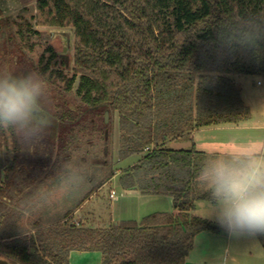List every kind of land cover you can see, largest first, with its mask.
Returning a JSON list of instances; mask_svg holds the SVG:
<instances>
[{
  "label": "trees",
  "instance_id": "obj_1",
  "mask_svg": "<svg viewBox=\"0 0 264 264\" xmlns=\"http://www.w3.org/2000/svg\"><path fill=\"white\" fill-rule=\"evenodd\" d=\"M32 20L16 31L2 25L5 47H15L16 61L33 66L60 96L73 90L76 102L55 103L53 96L50 123L31 142L0 129V254L18 264H69L71 251L96 250L101 264H185L198 233L227 235L192 214L196 201L210 199L196 180L210 153L171 142L251 119L235 76L264 79V38L242 45L264 35V0H36ZM33 25L72 30L71 73L64 62L56 67L62 62L51 47L38 66L25 60L19 42L41 37ZM105 112L117 118V162L135 158L120 171V186L170 195L173 209L100 226L65 220L115 175L102 150L103 162L88 172L73 206L48 223L34 221V232L21 227L39 204L34 194L70 159L78 139L101 133L108 145ZM256 238L264 250V235Z\"/></svg>",
  "mask_w": 264,
  "mask_h": 264
},
{
  "label": "clouds",
  "instance_id": "obj_2",
  "mask_svg": "<svg viewBox=\"0 0 264 264\" xmlns=\"http://www.w3.org/2000/svg\"><path fill=\"white\" fill-rule=\"evenodd\" d=\"M264 38L259 32L242 45ZM235 43L239 44V41ZM48 84L35 71L0 68V129L24 142L38 139L49 125ZM86 162L65 160L34 194L41 207L75 197L88 184ZM196 180L210 194L204 217H214L230 235H264V159L243 153L210 154Z\"/></svg>",
  "mask_w": 264,
  "mask_h": 264
},
{
  "label": "rangeland",
  "instance_id": "obj_3",
  "mask_svg": "<svg viewBox=\"0 0 264 264\" xmlns=\"http://www.w3.org/2000/svg\"><path fill=\"white\" fill-rule=\"evenodd\" d=\"M35 1L36 0H0V21L3 20V24L0 25V28L2 25L4 26L7 24L9 25L8 27L10 29L16 31L18 29V27L16 26L17 23L23 21H29L33 23L32 16L35 14ZM9 28L7 29L4 28V29L5 31H8L10 30ZM33 28L41 32L40 38L32 35L30 36L27 44L21 42L17 38L18 42L20 41L19 44L20 45L22 44L21 46L24 51L23 56L25 57V60H30L32 61V63H34V65L38 66V62L40 59L41 60L43 59V62H45L46 57H48L50 54L48 48L51 47L58 55V60L62 62V63H57L56 67L63 69L64 68L63 65L66 63L67 69L69 70V73H71L70 71L72 67L73 41H74L72 30L70 28L43 27L37 25H33ZM5 46L6 44L0 35V68L7 66L14 68L17 72L33 71V66L28 65L26 67L21 62L16 61L18 59V55L20 56V54L16 51L15 47L12 48L8 47L10 49L9 51ZM235 79L241 88L242 98L245 104L248 105L251 109V112H253V119L251 120V122L252 123L257 122V120L264 117V79L256 75H236ZM61 85L63 84L61 83ZM53 96L56 97V99H54L55 103L64 100L67 101L69 105L74 106L76 102L75 101L76 98L73 90L69 93L64 94L63 96H60L57 90H52L51 88L48 87V95L45 104L46 111L50 112L54 108L53 103H51L54 102ZM104 120H105V116H104ZM105 122L108 124V129H109V135L107 138L108 145H103V136L101 135V133L100 134L97 133V134H93L92 137H89V135L87 136L84 135L76 142L75 149L71 147L72 149H71L70 158L85 161L86 162L85 166L87 167L88 172H90V170L93 169V165H100L103 162L102 150L108 153L111 161L115 162L114 168L116 169V171L119 170L120 172L126 166H128L129 164L135 161L134 157H130L126 159L124 162H117L116 157L119 147L117 118L111 116L108 113L107 121L105 120ZM250 137L252 138V135ZM253 137L254 139L261 138L260 135L257 136V134L254 133H253ZM248 150H250L249 151L251 152L250 154L254 153V151H252L254 149L249 148ZM110 188L111 190H114L116 193L115 200L111 199V201L108 198V193ZM84 189L85 188H82L80 190L81 193H78L75 197L67 198V199H58L55 200L52 204L43 207H41L40 204H38L37 207L40 210H45L46 208L47 210L49 208L51 209L55 208L56 215H59L60 212L73 206V204L76 203L77 199L81 197L82 192L85 191ZM99 193L103 205L111 204L112 206V204L117 203L121 207L122 210L121 216L123 218H129L131 215L136 216V214L138 213L145 214L149 209L148 208L149 204L145 202L146 199H149L148 197H142L139 198L141 200H137L135 197H131L130 195H127L126 193L123 192V188L120 186L118 179H112L111 182L107 183L102 188V190L99 191ZM94 198L95 196L92 199L94 200ZM162 199L164 200V198ZM207 202L208 201L206 200L196 201L195 209L192 211V214L206 218L204 217V215L206 214L205 208ZM91 206L95 207L94 210L98 211V209H96L98 205L94 206V204H91ZM161 207L169 208L168 210L173 209V205L171 204V202L169 204L165 203L164 205H161ZM84 209H85L83 210L84 214L82 213V216H86L87 213L91 211V207H89V204L86 205ZM87 216L85 218L86 219L85 223L88 222H92V223L95 222V224L99 223V221L96 222L95 218H93V216L96 217L95 214H93V216L91 215L92 218L90 216L88 218ZM31 217L32 216L29 214V216H27L26 218L27 220L26 219L24 220V223L29 224L31 222L30 219ZM212 218H213L212 220L216 221L214 217ZM68 222H70V220ZM80 224L83 223H81L80 221ZM21 227H23V224H21ZM73 259H75V262L79 264H101L102 262V259L98 262L96 260H93L91 256H87L84 254H74Z\"/></svg>",
  "mask_w": 264,
  "mask_h": 264
},
{
  "label": "crops",
  "instance_id": "obj_4",
  "mask_svg": "<svg viewBox=\"0 0 264 264\" xmlns=\"http://www.w3.org/2000/svg\"><path fill=\"white\" fill-rule=\"evenodd\" d=\"M251 113L252 117L249 121L240 124H220L202 127L194 130L189 138L172 141L171 145L178 148H189L191 145H194L197 150L210 154L243 153L264 159V117L257 120V122L252 123L251 120L253 119V112ZM253 133L257 134V136L260 135L261 138L254 139L255 136L253 137ZM249 135H252V138ZM249 148L254 149L252 150L254 153L250 154L251 152H249ZM119 175L120 172L118 170L109 181L105 182L95 192H93L79 207H77L68 217H66L65 220L70 219L74 223H80L81 221V223L87 226H100L110 221L116 222L123 219L139 220L144 215L155 211H170L168 210L169 208L161 207V205H164L165 203L169 204L170 202L173 205V199L170 195L141 194L137 190L126 189H123V192L127 195H130L131 197H135L137 200H141L139 198L142 197L149 198L145 201L149 204V209L145 214L138 213L136 216L131 215L129 218H123L121 216V207L117 203L112 204V206L111 204L103 205L100 199L101 197L99 196V191H101L107 183L111 182L112 179H118ZM110 191L111 188L109 189L108 198L110 201L111 199L115 200L116 193L113 197H110ZM94 196L95 198L93 200L92 198ZM162 198H164V200ZM88 204L89 207H91V211L87 213L88 216H86L89 218V216L91 217V215L93 216V214H95L96 217L93 216V218H95L96 222L99 221L98 224H95V222L85 223L86 216H82V213L84 214V207ZM91 204H94V206L98 205L96 208L98 211L94 210L95 207L91 206ZM29 214L32 216L30 218L31 222L29 224H25L24 220L27 218V216H29ZM56 216L55 208H49L48 210L46 208L45 210H40L36 205L31 213H26L24 215L23 219L21 220V224H23L24 228L34 232V221H40L42 218L45 224L48 223L45 221L55 219ZM208 219L214 221L212 220L213 218ZM74 254H84L91 256L93 260L98 262L102 259L101 252L96 250H73L69 254V264H79L75 262V259H73ZM0 263L18 264L2 254H0ZM185 264H264V250L260 246L256 236H233L229 233L227 235H223L209 231H202L196 235L193 248L187 255Z\"/></svg>",
  "mask_w": 264,
  "mask_h": 264
},
{
  "label": "built area",
  "instance_id": "obj_5",
  "mask_svg": "<svg viewBox=\"0 0 264 264\" xmlns=\"http://www.w3.org/2000/svg\"><path fill=\"white\" fill-rule=\"evenodd\" d=\"M114 194H115V191H114V190H111V192H110L109 196H110V197H113V196H114Z\"/></svg>",
  "mask_w": 264,
  "mask_h": 264
},
{
  "label": "water",
  "instance_id": "obj_6",
  "mask_svg": "<svg viewBox=\"0 0 264 264\" xmlns=\"http://www.w3.org/2000/svg\"><path fill=\"white\" fill-rule=\"evenodd\" d=\"M107 114H108V112H105V120L107 121Z\"/></svg>",
  "mask_w": 264,
  "mask_h": 264
}]
</instances>
